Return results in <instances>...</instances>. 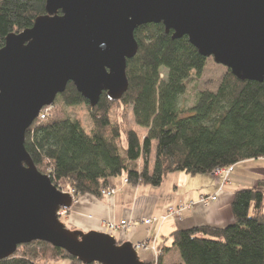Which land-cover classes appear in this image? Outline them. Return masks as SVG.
<instances>
[{
	"label": "trees",
	"instance_id": "16d2710c",
	"mask_svg": "<svg viewBox=\"0 0 264 264\" xmlns=\"http://www.w3.org/2000/svg\"><path fill=\"white\" fill-rule=\"evenodd\" d=\"M44 14V0H0V49L9 34L31 28ZM134 38L138 51L126 63L129 87L119 101L111 102L103 93L91 108L69 83L44 118L26 130L25 150L53 186L62 189L63 184L76 199L100 198L109 181L119 177L132 186L159 187L175 172L212 174L264 158L263 84L241 82L227 70L216 92L198 93L185 109L180 98L191 80L202 75L207 58L187 37L172 39L162 24L140 26ZM77 105L88 111V132L78 117L66 112ZM128 110L143 136L126 127ZM263 201L264 178L252 188L235 191L230 225L175 231L164 249L179 253L181 261L174 264H264ZM49 261L81 264L39 241L19 246L0 264ZM157 264H162L160 257Z\"/></svg>",
	"mask_w": 264,
	"mask_h": 264
},
{
	"label": "water",
	"instance_id": "95a60500",
	"mask_svg": "<svg viewBox=\"0 0 264 264\" xmlns=\"http://www.w3.org/2000/svg\"><path fill=\"white\" fill-rule=\"evenodd\" d=\"M31 28L0 49V260L44 242L81 264H143L136 247L102 232L71 231L59 220L73 198L41 174L25 150L26 130L71 83L94 108L119 101L134 31L162 24L239 81L263 84L264 0H44Z\"/></svg>",
	"mask_w": 264,
	"mask_h": 264
},
{
	"label": "crops",
	"instance_id": "0c3cea01",
	"mask_svg": "<svg viewBox=\"0 0 264 264\" xmlns=\"http://www.w3.org/2000/svg\"><path fill=\"white\" fill-rule=\"evenodd\" d=\"M263 178L264 158L234 165L226 178L215 177L213 173L188 176L175 172L167 175L159 187L124 185V178L119 177L109 181V187L116 190L114 195L79 198L70 208L65 222L71 231L102 232L111 235L119 244L131 243L143 264L154 263L155 250L161 252L162 264H174L181 261L179 253L175 249H164V246L170 247L169 238L173 232L230 225L233 222L230 204L235 191L252 188ZM213 195L216 200L209 205L199 203L201 197ZM190 203L193 205L189 207ZM168 208L179 210L180 219L162 220ZM147 219L155 220L146 226L142 221ZM122 221L131 226L112 232L104 228V223L118 225ZM51 264L70 263L58 261Z\"/></svg>",
	"mask_w": 264,
	"mask_h": 264
},
{
	"label": "rangeland",
	"instance_id": "374dc122",
	"mask_svg": "<svg viewBox=\"0 0 264 264\" xmlns=\"http://www.w3.org/2000/svg\"><path fill=\"white\" fill-rule=\"evenodd\" d=\"M226 71H227V69L225 67L215 64L212 58H208L207 63H206V67H205L202 75L199 78H193L191 80V82L188 84V89H187L186 94L180 98V101H179L180 105L182 107H184L185 109H189L194 104L195 98H196L198 93L203 92V91L216 92L218 87H219V84L222 80V77L224 76ZM162 77H164V72H162ZM42 110H44V109H42ZM66 112L68 113V115H70L72 117L73 116L78 117L81 120L84 129L87 132L90 131L91 123H90V119L88 117V111H87L86 107H84L83 105H77L73 108H67ZM38 118H39V116H38ZM125 125H126V127L132 128L135 131H137L140 136H143L144 130H142V129H140L134 125V122L132 119V114L130 113V110L127 111ZM215 177H219V176H215ZM224 178H226V177H224ZM124 185H127V184H124ZM61 186L64 188L63 184H61ZM63 188L60 189L62 192H66V193L69 192ZM208 197L213 198L216 196L213 195V196H208ZM72 198H73V196H72ZM73 200H78V199H76L74 197ZM73 203H74V201H73ZM188 205H191V204H188ZM170 209H173V208H168L167 210L169 211ZM63 210H65V209H61L58 212L59 213L58 218L65 225V227H67L65 219L67 218L70 209H66V211H65L66 214L62 215ZM173 210L176 211V209H173ZM104 225H105V223H104ZM68 229H70V228H68ZM155 254H157L155 257L156 258L155 264H157V260L159 259L161 252L159 250H155ZM51 263H52V261H49L47 264H51Z\"/></svg>",
	"mask_w": 264,
	"mask_h": 264
},
{
	"label": "built area",
	"instance_id": "2783aa9c",
	"mask_svg": "<svg viewBox=\"0 0 264 264\" xmlns=\"http://www.w3.org/2000/svg\"><path fill=\"white\" fill-rule=\"evenodd\" d=\"M43 109L44 110H41V112L39 114V117L41 119H43L44 116L48 113L49 107H46V108H43ZM232 168L233 167H229V168H226V169H219V170L214 171L213 174L215 176H224V177H227L228 174L232 171ZM123 183L124 184H128V182H127L126 179L123 180ZM115 192H116L115 188L108 187V188H106V189H104V190L101 191V197H111L112 195L115 194ZM68 193L70 195H72L73 198H74V195H73L74 192L73 191L68 192ZM215 200H216V197H213V198L212 197H201L199 199V203L201 205H203V206H207V205H209L211 202H213ZM73 201L76 202L77 200H73ZM190 204L191 205H189V207L193 205L192 203H190ZM65 211H66V209L62 211V215L66 214ZM58 215H59V213H58ZM170 217H172L174 219H180L179 210H176V211H174L173 209H170L169 211L167 210V213L164 216H162V220H165V219L170 218ZM154 220L155 219H147V220H143L142 223L145 224L146 226H149ZM130 226L131 225L128 224L126 221H122L118 225L117 224H114V223H105V225H104L105 229H107L110 232H112L114 230H117V229H120V228H127V227H130ZM156 255L157 254H155V256ZM155 261H156V258H155ZM155 261H154L153 264L156 263Z\"/></svg>",
	"mask_w": 264,
	"mask_h": 264
}]
</instances>
